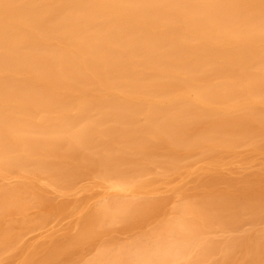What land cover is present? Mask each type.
Wrapping results in <instances>:
<instances>
[{
    "label": "bare ground",
    "instance_id": "1",
    "mask_svg": "<svg viewBox=\"0 0 264 264\" xmlns=\"http://www.w3.org/2000/svg\"><path fill=\"white\" fill-rule=\"evenodd\" d=\"M0 264H264V0H0Z\"/></svg>",
    "mask_w": 264,
    "mask_h": 264
}]
</instances>
